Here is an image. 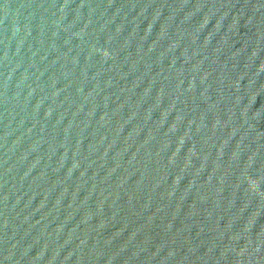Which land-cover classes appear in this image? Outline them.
<instances>
[{"label":"water","instance_id":"1","mask_svg":"<svg viewBox=\"0 0 264 264\" xmlns=\"http://www.w3.org/2000/svg\"><path fill=\"white\" fill-rule=\"evenodd\" d=\"M0 264H264V0H0Z\"/></svg>","mask_w":264,"mask_h":264}]
</instances>
